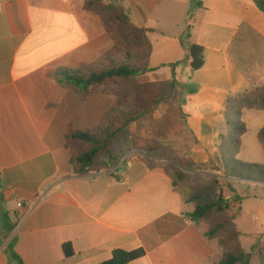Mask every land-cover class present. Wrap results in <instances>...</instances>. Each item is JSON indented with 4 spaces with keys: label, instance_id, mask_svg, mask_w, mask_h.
I'll list each match as a JSON object with an SVG mask.
<instances>
[{
    "label": "crops",
    "instance_id": "obj_1",
    "mask_svg": "<svg viewBox=\"0 0 264 264\" xmlns=\"http://www.w3.org/2000/svg\"><path fill=\"white\" fill-rule=\"evenodd\" d=\"M121 2L134 26L152 30L151 71L138 78V95L163 99L129 136L221 165L228 99L264 86V12L253 0ZM188 33L204 50L197 71L182 45ZM114 45L85 0H0V264H14L12 251L24 264H101L119 249L145 251L130 264L220 262L218 241L188 218L190 189L150 169L143 148L112 170L74 173L66 135L95 127L117 97H82L59 74L96 63ZM239 205L230 200L232 210Z\"/></svg>",
    "mask_w": 264,
    "mask_h": 264
},
{
    "label": "trees",
    "instance_id": "obj_2",
    "mask_svg": "<svg viewBox=\"0 0 264 264\" xmlns=\"http://www.w3.org/2000/svg\"><path fill=\"white\" fill-rule=\"evenodd\" d=\"M264 12V0H253ZM88 11L101 15L102 24L114 40V48L96 63L78 70H65L59 74L60 84L72 87L82 97L91 94L114 95L117 101L102 116L93 128L68 132L65 146L71 151L74 173L78 175L99 173L116 168L136 149V142L129 137L128 129L134 122L153 112L163 99L143 100L138 95V78L149 73L152 55L150 29L133 25L130 13L121 0H85ZM190 34L182 37L187 51L186 60H191L193 71L204 65V50L189 42ZM177 65L172 66L173 86L176 84ZM264 111V86L228 99L225 110L224 132L219 138L221 165L211 162L199 165L179 155L174 149L153 140L146 148L144 162L150 169L162 167L176 187L190 189L188 203L193 212L190 221L207 226L206 236L217 240L223 255L218 264H251L255 256L264 264V246L259 241L250 253L240 242L241 234L236 221L240 212L231 214L230 199L224 196L222 182L264 183V164H252L238 157L243 147V138L249 132L244 119L246 111ZM264 151V126L258 135ZM118 150H114V145ZM226 179V180H225ZM239 202V197L235 199ZM240 203V202H239ZM66 257L74 255L71 244L64 246ZM14 264H24L12 251ZM145 256L142 249L135 251L115 250L111 259L101 264H130Z\"/></svg>",
    "mask_w": 264,
    "mask_h": 264
},
{
    "label": "rangeland",
    "instance_id": "obj_3",
    "mask_svg": "<svg viewBox=\"0 0 264 264\" xmlns=\"http://www.w3.org/2000/svg\"><path fill=\"white\" fill-rule=\"evenodd\" d=\"M110 0H108V3ZM251 119V121H249ZM249 132L245 138V147L240 156L241 161L252 164H264V153L258 141V133L264 126V111H250L245 115ZM129 134V132H128ZM130 137V136H129ZM136 148H143L146 155L147 146L156 139L140 141L134 139ZM136 150V149H135ZM247 159L249 161H244ZM226 180V179H225ZM222 182L224 196L234 202L239 197V208L231 209V214L240 212L236 221L237 229L241 234L240 242L243 249L250 253L260 241L264 246V183L255 181H238L235 179ZM251 264H259V257L254 255Z\"/></svg>",
    "mask_w": 264,
    "mask_h": 264
},
{
    "label": "built area",
    "instance_id": "obj_4",
    "mask_svg": "<svg viewBox=\"0 0 264 264\" xmlns=\"http://www.w3.org/2000/svg\"><path fill=\"white\" fill-rule=\"evenodd\" d=\"M19 207H22V205H21V204H19Z\"/></svg>",
    "mask_w": 264,
    "mask_h": 264
}]
</instances>
